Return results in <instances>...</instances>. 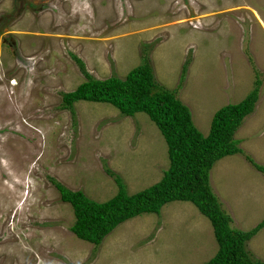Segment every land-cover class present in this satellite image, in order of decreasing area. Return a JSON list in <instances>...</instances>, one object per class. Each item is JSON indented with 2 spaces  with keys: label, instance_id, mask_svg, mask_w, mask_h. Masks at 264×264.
Masks as SVG:
<instances>
[{
  "label": "rangeland",
  "instance_id": "rangeland-1",
  "mask_svg": "<svg viewBox=\"0 0 264 264\" xmlns=\"http://www.w3.org/2000/svg\"><path fill=\"white\" fill-rule=\"evenodd\" d=\"M143 49L158 83L182 81L176 97L202 134L216 109L260 80L234 134L242 153L215 161L209 184L231 228L264 219V0H0V264H202L216 251L207 217L180 200L93 246L69 230L71 206L50 182L101 202L117 189L106 168L129 194L160 178L151 169L166 168V144L146 113L85 100L72 103L74 115L60 107L61 93L84 80L70 53L105 78L123 77ZM246 249L264 261V227Z\"/></svg>",
  "mask_w": 264,
  "mask_h": 264
},
{
  "label": "trees",
  "instance_id": "trees-1",
  "mask_svg": "<svg viewBox=\"0 0 264 264\" xmlns=\"http://www.w3.org/2000/svg\"><path fill=\"white\" fill-rule=\"evenodd\" d=\"M70 56L84 80L74 89L61 93L60 107L74 115L72 103L85 100L109 103L125 116L146 113L163 136L168 164L157 182L131 194L127 193L122 179L106 168L117 190L112 197L101 202L50 178L60 200L71 206L74 221L69 230L77 238L97 246L115 226L131 217L157 213L169 201H190L209 220L217 243L214 254L202 264H264L262 260L252 259L246 249V242L264 227V219L248 230L231 228V218L221 208L209 184V171L215 161L226 155L242 153L234 134L243 119L253 111L260 80L255 77L252 89L240 101L216 109L207 133L202 134L193 124L188 107L175 94L183 80L188 59L181 65L178 78L181 82L175 89H168L156 81L145 49L140 54V63L123 77L95 78L85 70L80 58L72 53ZM249 161L259 169V165L251 159Z\"/></svg>",
  "mask_w": 264,
  "mask_h": 264
},
{
  "label": "crops",
  "instance_id": "crops-1",
  "mask_svg": "<svg viewBox=\"0 0 264 264\" xmlns=\"http://www.w3.org/2000/svg\"><path fill=\"white\" fill-rule=\"evenodd\" d=\"M156 78V77H155ZM151 122V121H150ZM152 126H154V125H152ZM250 131V130H249ZM163 152L164 153H162V155H163V157H162V159H159L161 162H162V164H164L165 162H166V160L167 159H165L164 157H166L167 158V155H166V150H164L163 149ZM164 167H165V165H164ZM166 167H167V164H166ZM109 169V168H108ZM162 169H166V168H162ZM257 169V168H256ZM148 170H150V168L148 169ZM148 170H145V171H148ZM142 172V171H141ZM140 172V173H141ZM161 172H160V170H155V169H151V176H153V175H155L156 174V176L153 178V180L154 179H157L158 177H159V175H160V177H161V175L162 174H160ZM111 177V176H110ZM135 178V177H134ZM136 179V178H135ZM138 179V178H137ZM160 178H158V180H159ZM153 180H151V181H153ZM158 180H156L155 182H157ZM137 181V180H136ZM148 182H150V181H147V182H142V183H139V185H141V187L143 186V185H145V184H147ZM154 182V183H155ZM124 183V182H123ZM144 183V184H143ZM153 184V183H152ZM124 185H125V188L127 187V184L126 183H124ZM138 185V184H137ZM138 185V186H139ZM151 185V184H150ZM147 186H149V184L148 185H146V186H143L144 188L145 187H147ZM143 189V188H142ZM117 190V189H116ZM127 191V190H126ZM128 193V192H127Z\"/></svg>",
  "mask_w": 264,
  "mask_h": 264
}]
</instances>
